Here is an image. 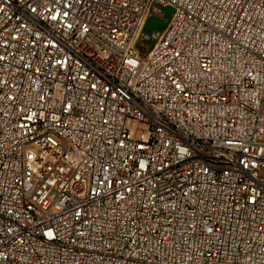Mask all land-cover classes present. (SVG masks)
<instances>
[{"label": "built area", "instance_id": "built-area-1", "mask_svg": "<svg viewBox=\"0 0 264 264\" xmlns=\"http://www.w3.org/2000/svg\"><path fill=\"white\" fill-rule=\"evenodd\" d=\"M0 264H264V0H0Z\"/></svg>", "mask_w": 264, "mask_h": 264}, {"label": "water", "instance_id": "water-1", "mask_svg": "<svg viewBox=\"0 0 264 264\" xmlns=\"http://www.w3.org/2000/svg\"><path fill=\"white\" fill-rule=\"evenodd\" d=\"M157 7L158 13H151L146 21L143 29L144 37H157L165 29L174 10L171 6L158 5Z\"/></svg>", "mask_w": 264, "mask_h": 264}, {"label": "rangeland", "instance_id": "rangeland-1", "mask_svg": "<svg viewBox=\"0 0 264 264\" xmlns=\"http://www.w3.org/2000/svg\"><path fill=\"white\" fill-rule=\"evenodd\" d=\"M156 37H143L142 41L140 43L139 49H140V54L143 57H146L147 54L149 53V51L151 50L153 44H154V40ZM52 195H55V191H53Z\"/></svg>", "mask_w": 264, "mask_h": 264}]
</instances>
